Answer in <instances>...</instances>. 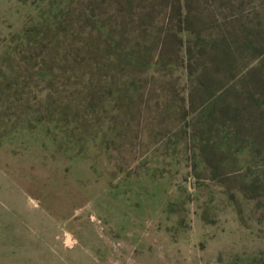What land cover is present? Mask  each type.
I'll use <instances>...</instances> for the list:
<instances>
[{
    "label": "rangeland",
    "instance_id": "374dc122",
    "mask_svg": "<svg viewBox=\"0 0 264 264\" xmlns=\"http://www.w3.org/2000/svg\"><path fill=\"white\" fill-rule=\"evenodd\" d=\"M142 1L0 0V264H264V139L220 112L257 90L264 29L206 84L171 62L173 0Z\"/></svg>",
    "mask_w": 264,
    "mask_h": 264
},
{
    "label": "trees",
    "instance_id": "16d2710c",
    "mask_svg": "<svg viewBox=\"0 0 264 264\" xmlns=\"http://www.w3.org/2000/svg\"><path fill=\"white\" fill-rule=\"evenodd\" d=\"M145 3L146 0H143L140 5L146 6ZM172 6V12L168 19L173 24V26H170L173 30V35H171L173 43L169 46V50L173 49L174 54V59H171V62L179 63L190 76L196 75L198 68H200L201 72L198 76L200 82L204 81L208 84V79L214 77L215 71L226 67L222 64L229 58H243V49L259 52L263 46V44L256 46L253 42L257 37H260V33L264 29V16L255 15L253 12L243 13L240 9V16L236 18L223 16L221 23H217L214 15H207L204 0H173ZM221 6L226 12L227 7L223 6L222 3ZM254 10L259 12L257 5L254 6ZM145 19H140L141 24ZM110 25L106 24L101 28L115 33L117 29ZM215 25H222L223 28L216 30L214 33H209L208 30L212 28L210 26ZM109 46L112 47L113 57L117 60L118 47L114 46L113 43H109ZM137 52V47L133 45L129 56L135 64H137L135 59ZM252 82L257 90L248 92L250 95L247 99V106L238 104L240 107L228 105L224 108L225 105H223L222 110H220L224 122H228V126L234 129L232 136L234 135L238 139L246 131L247 134L256 131V138L264 139V73L254 76ZM191 97H194L193 93H191ZM245 107L247 115L244 118L241 117L240 113L241 108ZM216 114L212 109L210 123L215 121L213 117H216ZM247 125L249 126L247 127ZM263 144L264 142H261L257 146ZM203 153L207 155L206 150ZM259 183V179H254L250 184L249 192L254 193Z\"/></svg>",
    "mask_w": 264,
    "mask_h": 264
}]
</instances>
